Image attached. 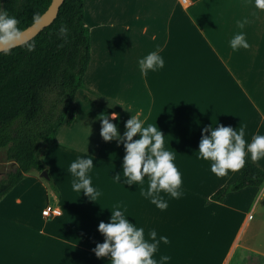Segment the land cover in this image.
Here are the masks:
<instances>
[{
  "label": "crops",
  "instance_id": "1",
  "mask_svg": "<svg viewBox=\"0 0 264 264\" xmlns=\"http://www.w3.org/2000/svg\"><path fill=\"white\" fill-rule=\"evenodd\" d=\"M85 8L91 58L83 81L90 92H82L88 106L75 103L72 125L59 128L45 156L60 197L35 173L0 202V264H110L93 249L104 242L98 225L109 221L115 205L145 229L146 238L153 228L157 238L168 237L157 260L167 255V264H229L251 220L264 211V185L212 201L244 167L217 176L196 152L208 126L238 129L242 123L249 142L264 135V9L255 0H85ZM239 32L250 47L233 50L230 40ZM152 51L165 65L144 75L138 61ZM106 112L119 114L113 122L121 134L137 113L164 133L183 181L180 198L162 193L167 209L142 195L147 177L140 186L112 179L122 173L125 149L101 137L99 116ZM88 155L95 165L89 175L101 192L96 202L72 190L68 171L73 160ZM245 159L264 171V158ZM54 207L60 216L43 215Z\"/></svg>",
  "mask_w": 264,
  "mask_h": 264
},
{
  "label": "trees",
  "instance_id": "2",
  "mask_svg": "<svg viewBox=\"0 0 264 264\" xmlns=\"http://www.w3.org/2000/svg\"><path fill=\"white\" fill-rule=\"evenodd\" d=\"M51 2L0 0V8L16 16L24 30ZM85 18V0H65L52 25L30 42L0 53V151L6 150L5 161L16 164L0 180V202L28 175L48 171L45 156L55 145L59 128L72 125L77 93L90 92L83 81L91 58ZM41 181L60 197L50 174ZM263 185L264 171L248 162L238 179L211 200L222 202L231 192Z\"/></svg>",
  "mask_w": 264,
  "mask_h": 264
},
{
  "label": "clouds",
  "instance_id": "3",
  "mask_svg": "<svg viewBox=\"0 0 264 264\" xmlns=\"http://www.w3.org/2000/svg\"><path fill=\"white\" fill-rule=\"evenodd\" d=\"M258 9H264V0H255ZM239 26L248 23L247 18L239 21ZM20 21L16 16L10 15L6 9L0 8V49L7 51L14 48L20 41L23 29L18 27ZM64 31V29H62ZM233 50L249 48L245 33H236L230 40ZM34 46L29 45L32 50ZM141 73L157 71L165 65L164 58L158 51H152L139 61ZM120 116L116 112L102 113L99 116L101 123L100 135L106 142L113 140L123 144L125 155L123 157L122 173H117L112 179L115 182L131 185H142L147 177L148 187L142 190V195L150 199L159 209L165 210L168 201L162 193L171 198H180L183 195L181 185L182 173L175 164V152L165 147V135L157 123L145 124L140 114H133L125 121V131H119ZM246 126L242 123L238 129L232 126L219 124L203 128L199 143L198 157L209 161L211 171L217 176H224L229 171L235 172L245 166L246 156L250 154L252 161L264 158V135H253L251 141L245 139ZM210 133V135H209ZM139 134L138 139L134 137ZM93 156L77 157L68 168L71 173L72 190L87 195L91 201L96 202L101 192L92 183L90 170L95 167ZM123 177V178H122ZM111 216L108 222L100 221L98 231L103 234L104 242L97 243L93 252L98 258L108 257L110 264H167L171 257L160 256L154 258L161 242H169L166 235H159L153 228L148 231L132 222L125 215V209L120 205L109 208ZM135 220V219H134Z\"/></svg>",
  "mask_w": 264,
  "mask_h": 264
},
{
  "label": "rangeland",
  "instance_id": "4",
  "mask_svg": "<svg viewBox=\"0 0 264 264\" xmlns=\"http://www.w3.org/2000/svg\"><path fill=\"white\" fill-rule=\"evenodd\" d=\"M76 104L87 105L82 91L75 98ZM6 150L0 151V180L16 167L4 160ZM253 217V216H252ZM252 217L250 219H252ZM229 264H264V211L255 215L243 239L234 251Z\"/></svg>",
  "mask_w": 264,
  "mask_h": 264
},
{
  "label": "water",
  "instance_id": "5",
  "mask_svg": "<svg viewBox=\"0 0 264 264\" xmlns=\"http://www.w3.org/2000/svg\"><path fill=\"white\" fill-rule=\"evenodd\" d=\"M65 0H52L49 8L43 13V15L37 19L32 25L23 30L22 37L18 44L14 47L24 45L33 40L41 31L53 24L59 14L60 7ZM13 49V48H12ZM8 51V50H7ZM4 52L0 49V53ZM41 178L48 179V171H43L40 174Z\"/></svg>",
  "mask_w": 264,
  "mask_h": 264
},
{
  "label": "built area",
  "instance_id": "6",
  "mask_svg": "<svg viewBox=\"0 0 264 264\" xmlns=\"http://www.w3.org/2000/svg\"><path fill=\"white\" fill-rule=\"evenodd\" d=\"M185 3H187V0H183ZM62 214V211L59 207H54V208H47L43 211V215L46 217H56L60 216ZM252 215L250 216V218Z\"/></svg>",
  "mask_w": 264,
  "mask_h": 264
}]
</instances>
